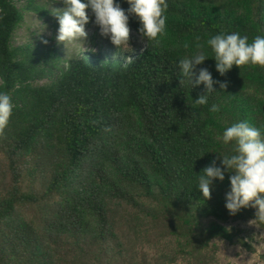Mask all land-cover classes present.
I'll use <instances>...</instances> for the list:
<instances>
[{"label": "trees", "instance_id": "1", "mask_svg": "<svg viewBox=\"0 0 264 264\" xmlns=\"http://www.w3.org/2000/svg\"><path fill=\"white\" fill-rule=\"evenodd\" d=\"M38 1L63 5L0 0V92L14 105L0 132V264H160L130 250L126 230L137 223L153 226L156 242H182L196 262L216 239L246 246L218 223L202 226L254 219L251 207L226 210L231 174L214 181L207 201L197 175L231 151L217 139L225 127H264V68L234 66L221 76L206 41L221 32L264 36V0H167L158 44L71 59L56 45H14L26 12L47 15ZM129 28L140 36L134 16ZM198 44L209 59L197 72L207 68L228 85H214L219 93L205 106L194 103L204 86L181 84L179 69ZM213 103L219 112L209 111Z\"/></svg>", "mask_w": 264, "mask_h": 264}, {"label": "clouds", "instance_id": "2", "mask_svg": "<svg viewBox=\"0 0 264 264\" xmlns=\"http://www.w3.org/2000/svg\"><path fill=\"white\" fill-rule=\"evenodd\" d=\"M124 9L117 0H62L63 9L51 12L58 21L56 40L67 44L87 40L86 25L94 17V24L102 37L109 39L119 50L130 45L129 18L135 17L139 23L138 32L147 43H159L166 30L165 15L167 0H124ZM45 44L48 41H43ZM206 45L211 49L215 69L224 76L234 66H259L264 68V36L257 35L251 41L239 32L219 34L209 37ZM204 45H197V51L179 60L181 84L185 81L190 87L204 86L205 94L194 103L205 106L209 96L215 93L214 85L221 91L227 83L213 79L207 68H200L208 60ZM132 60L130 57L126 58ZM194 81V83H193ZM221 105L213 103L212 113L219 112ZM14 105L9 94L0 92V132L8 125ZM224 145H232L229 153L218 154L220 166L213 160L200 175H197L196 188L202 193L204 201L211 199L214 181L223 182L225 173H230V188L225 193V208L229 215L235 216L242 209H255L254 219L249 223L264 224V127H256L246 120L227 126L217 137ZM203 157V156H202Z\"/></svg>", "mask_w": 264, "mask_h": 264}, {"label": "rangeland", "instance_id": "3", "mask_svg": "<svg viewBox=\"0 0 264 264\" xmlns=\"http://www.w3.org/2000/svg\"><path fill=\"white\" fill-rule=\"evenodd\" d=\"M47 11L46 16H40L33 12H26L23 24L14 35V45L34 44L41 46L56 45L64 59L79 56L82 52H92L111 57H124L141 51L145 42L134 31L130 30V45L120 50L111 44L109 39L102 37L99 28L94 24V17L86 25L87 40L67 44L58 43L56 35L58 21L51 15L54 9H63V5L57 1H38ZM48 41L45 44L43 41ZM236 221L224 223L213 218L202 221V226L208 229L212 223H218L238 235L237 239H243L246 244L240 242L230 243L224 239H216L211 242L212 249L207 251L209 257L196 262L189 254L180 252L181 243L172 238L155 241L156 230L153 226L138 224L136 227L127 228V241L130 250L139 261L143 254L148 256L150 263L159 259L160 264H264V229L257 223ZM183 244V243H182ZM207 259V260H206Z\"/></svg>", "mask_w": 264, "mask_h": 264}]
</instances>
